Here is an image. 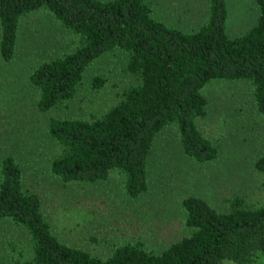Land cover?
Returning a JSON list of instances; mask_svg holds the SVG:
<instances>
[{"label":"trees","instance_id":"16d2710c","mask_svg":"<svg viewBox=\"0 0 264 264\" xmlns=\"http://www.w3.org/2000/svg\"><path fill=\"white\" fill-rule=\"evenodd\" d=\"M254 1V25L231 39L226 0H208L207 21L194 33L155 19L148 0H0L2 62L13 59L19 23L28 14L44 11L71 35L70 50L36 64L29 75L39 113L70 101L86 69L107 53L124 52L126 71L136 79L97 118L49 119L47 133L56 148L49 173L63 184H95L119 173L126 196L136 199L148 189L154 140L169 127L187 157L198 163L216 160L218 148L197 126V119L207 115L206 85L249 81L256 112L264 116V0ZM103 84L100 77L91 80L94 90ZM255 168L264 174V157ZM23 178L13 157L2 159L0 221L22 227L30 244V254L12 257L10 264H264V205L252 207L235 197L222 213L189 196L181 202L189 234L160 253L125 244L101 259L53 234L40 196L24 186Z\"/></svg>","mask_w":264,"mask_h":264},{"label":"rangeland","instance_id":"374dc122","mask_svg":"<svg viewBox=\"0 0 264 264\" xmlns=\"http://www.w3.org/2000/svg\"><path fill=\"white\" fill-rule=\"evenodd\" d=\"M148 2L155 19L185 33L198 31L207 21L208 0ZM226 8L229 38L254 25V0H226ZM70 41L68 31L48 13L28 14L19 23L13 59H0V163L14 158L24 186L40 196L43 216L62 243L101 259L125 244L140 243L160 253L189 234L181 207L186 197L202 198L222 213L235 197L252 207L264 205V174L255 168L264 157V116L256 112L253 86L246 80H216L202 89L207 115L197 119V126L218 148L214 161L198 163L183 154L175 129L169 127L154 140L147 161L148 189L136 199L126 196L119 173L95 184H63L51 175L56 148L47 133L49 119L97 118L136 82L126 71V54L107 53L86 69L70 101L39 113L29 75L36 64L70 50ZM95 77L104 80L98 90L91 86ZM29 248L22 227L0 221V264H10V258L25 252L28 256Z\"/></svg>","mask_w":264,"mask_h":264}]
</instances>
